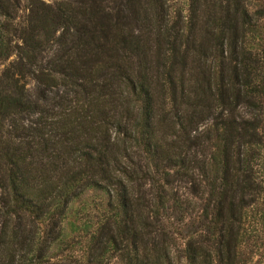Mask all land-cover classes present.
<instances>
[{
  "label": "trees",
  "instance_id": "1",
  "mask_svg": "<svg viewBox=\"0 0 264 264\" xmlns=\"http://www.w3.org/2000/svg\"><path fill=\"white\" fill-rule=\"evenodd\" d=\"M0 264H264V0H0Z\"/></svg>",
  "mask_w": 264,
  "mask_h": 264
},
{
  "label": "rangeland",
  "instance_id": "2",
  "mask_svg": "<svg viewBox=\"0 0 264 264\" xmlns=\"http://www.w3.org/2000/svg\"><path fill=\"white\" fill-rule=\"evenodd\" d=\"M44 1H48V0H44Z\"/></svg>",
  "mask_w": 264,
  "mask_h": 264
}]
</instances>
